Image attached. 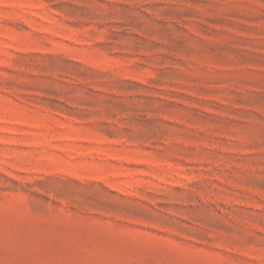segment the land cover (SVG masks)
<instances>
[{
    "label": "rangeland",
    "instance_id": "1",
    "mask_svg": "<svg viewBox=\"0 0 264 264\" xmlns=\"http://www.w3.org/2000/svg\"><path fill=\"white\" fill-rule=\"evenodd\" d=\"M0 264H264V0H0Z\"/></svg>",
    "mask_w": 264,
    "mask_h": 264
}]
</instances>
